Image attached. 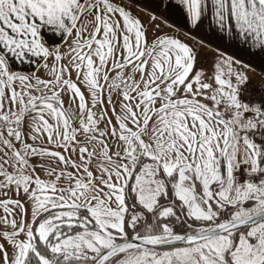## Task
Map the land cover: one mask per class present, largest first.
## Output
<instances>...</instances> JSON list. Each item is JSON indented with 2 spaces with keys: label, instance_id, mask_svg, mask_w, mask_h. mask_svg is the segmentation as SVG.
Masks as SVG:
<instances>
[{
  "label": "snow or ice",
  "instance_id": "obj_1",
  "mask_svg": "<svg viewBox=\"0 0 264 264\" xmlns=\"http://www.w3.org/2000/svg\"><path fill=\"white\" fill-rule=\"evenodd\" d=\"M149 2L0 0V264H264V0Z\"/></svg>",
  "mask_w": 264,
  "mask_h": 264
},
{
  "label": "crops",
  "instance_id": "obj_2",
  "mask_svg": "<svg viewBox=\"0 0 264 264\" xmlns=\"http://www.w3.org/2000/svg\"><path fill=\"white\" fill-rule=\"evenodd\" d=\"M138 2L143 6V7H150V2L149 0H138ZM136 9H134L135 11ZM142 15V13H141ZM173 23L177 24L178 26H180L183 30L181 31L180 35L184 36V31H186L187 29L185 28V26L182 24L181 21L178 20H174ZM193 36H195L197 39H199L201 37L200 33H194L193 35H189L187 36V38L189 40H191L194 43V39ZM216 43H218V41L213 40L212 44L215 45ZM230 52L232 51L231 49L229 50Z\"/></svg>",
  "mask_w": 264,
  "mask_h": 264
},
{
  "label": "rangeland",
  "instance_id": "obj_3",
  "mask_svg": "<svg viewBox=\"0 0 264 264\" xmlns=\"http://www.w3.org/2000/svg\"><path fill=\"white\" fill-rule=\"evenodd\" d=\"M181 38H185L188 40V42L193 43L191 40H189L187 37L181 36Z\"/></svg>",
  "mask_w": 264,
  "mask_h": 264
}]
</instances>
